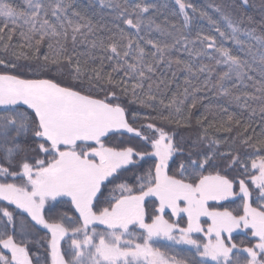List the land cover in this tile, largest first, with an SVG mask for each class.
<instances>
[{
  "label": "snow or ice",
  "instance_id": "snow-or-ice-1",
  "mask_svg": "<svg viewBox=\"0 0 264 264\" xmlns=\"http://www.w3.org/2000/svg\"><path fill=\"white\" fill-rule=\"evenodd\" d=\"M209 7L217 35L189 0H0V264H264V106L180 131L194 93L264 104V0L259 35Z\"/></svg>",
  "mask_w": 264,
  "mask_h": 264
},
{
  "label": "trees",
  "instance_id": "trees-1",
  "mask_svg": "<svg viewBox=\"0 0 264 264\" xmlns=\"http://www.w3.org/2000/svg\"><path fill=\"white\" fill-rule=\"evenodd\" d=\"M19 3V0H17ZM171 3V0H169ZM192 3L197 11L195 14L192 13V10L189 9V14L192 16V21L190 24V28L195 31L197 28L202 29L205 34L217 35L214 31V28L211 24H209L207 16H201L200 12L203 10L207 13L208 16H213L219 22V17L216 13L212 11L209 7L210 4H227V3H239V0H189ZM250 2L254 5L253 8L246 9V12L249 16L253 18L252 25H254L257 29V34H261V28L259 25V20L261 18V13L259 10L260 0H250ZM173 7H175L173 5ZM170 20H175L176 23H180L182 21V17H170ZM223 27V24L221 23ZM245 26H249L246 24ZM184 31H189V29H184ZM255 47H258L256 41H249ZM230 46V45H228ZM181 89L183 88V82H180ZM211 88V85H209ZM247 92L259 96L260 93L256 92L254 88L249 87ZM195 96L198 97L196 107L192 108L190 111L192 113V127L181 129L180 131L186 134V137H191L193 140L196 137L197 132L202 131L200 129V125L197 124V119L202 116H209V120L205 121V124L211 123L213 126L209 128L210 133L215 137H223L225 139L229 137H236L237 131L243 133L244 129L241 127L240 129H236L235 126L232 132H227L224 128L227 126V118L229 115L233 116L236 119L241 120L243 124L251 123L253 127L257 128L259 131V125L262 122V113L260 112V108L264 106L259 99L256 100H248L247 107L238 106L235 102L230 101L228 98L221 96L217 91H209L207 93L200 92L194 93ZM192 96H189L188 103H191ZM228 108V113L225 114L223 112V108ZM223 125V126H221ZM239 206V201L235 202L231 205V207L236 208ZM246 236L244 233H241L237 236V242L244 241L246 242Z\"/></svg>",
  "mask_w": 264,
  "mask_h": 264
},
{
  "label": "rangeland",
  "instance_id": "rangeland-1",
  "mask_svg": "<svg viewBox=\"0 0 264 264\" xmlns=\"http://www.w3.org/2000/svg\"><path fill=\"white\" fill-rule=\"evenodd\" d=\"M157 246L161 247V249L165 252H175L178 257H192V251H189L188 247L185 245H175L170 241L161 239L157 242Z\"/></svg>",
  "mask_w": 264,
  "mask_h": 264
}]
</instances>
